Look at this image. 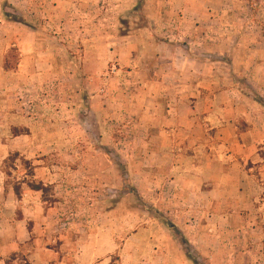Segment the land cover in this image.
<instances>
[{"label":"rangeland","instance_id":"374dc122","mask_svg":"<svg viewBox=\"0 0 264 264\" xmlns=\"http://www.w3.org/2000/svg\"><path fill=\"white\" fill-rule=\"evenodd\" d=\"M225 8L231 26L264 0ZM186 36L175 0H0V264H235L248 242H219L201 177L178 180L154 140L169 104L203 103L169 87L264 106V58L252 80L249 49L226 37L193 54Z\"/></svg>","mask_w":264,"mask_h":264},{"label":"crops","instance_id":"0c3cea01","mask_svg":"<svg viewBox=\"0 0 264 264\" xmlns=\"http://www.w3.org/2000/svg\"><path fill=\"white\" fill-rule=\"evenodd\" d=\"M175 1L185 17L187 49L196 54L206 50L209 40L220 41L227 37L231 45L237 47L238 43L250 50L251 78L259 81L257 73L262 66L259 57L264 58V10L260 14L252 10L249 21H237L227 26V0ZM171 47L176 48V44ZM167 57V62L174 65L172 54ZM168 76L170 83L175 82L174 76L170 73ZM167 90L164 93L171 102L175 99L187 101L192 97L199 100L200 93L203 103L193 107L181 103L179 109L171 103L163 109L160 117L166 124L161 128V136L154 140L155 153L162 160L171 149V170L178 180L201 177L202 196L206 200L202 207H213L218 214L215 231L222 245L229 241L227 234L230 233L248 242L247 246L231 250V256L236 257L235 264H264V106L258 103L244 106L240 103L243 96L240 91L201 90L191 85ZM230 94L237 99L224 98ZM147 95L153 96L152 93ZM259 95L264 98L263 92ZM158 112L160 110L155 113ZM195 127L202 131L201 139L196 142L190 133ZM177 131L183 136L177 137ZM193 144L200 148L194 157L186 150L187 145ZM176 150L182 153L179 154L180 160L174 163ZM189 245L191 247V243ZM200 250L209 255L207 248L200 247ZM217 255L224 253L217 251Z\"/></svg>","mask_w":264,"mask_h":264},{"label":"trees","instance_id":"16d2710c","mask_svg":"<svg viewBox=\"0 0 264 264\" xmlns=\"http://www.w3.org/2000/svg\"><path fill=\"white\" fill-rule=\"evenodd\" d=\"M168 225L170 227H173L172 224L168 223ZM175 234L178 236L181 244H182V247L185 249V251L189 252V253H192L193 251L191 250V247L189 245V243L187 242V240L181 235V233L179 231H175Z\"/></svg>","mask_w":264,"mask_h":264}]
</instances>
